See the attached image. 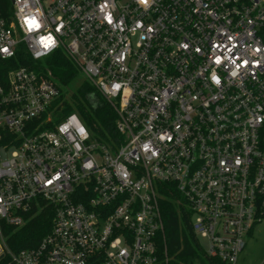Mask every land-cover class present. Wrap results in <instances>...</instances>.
Returning <instances> with one entry per match:
<instances>
[{"label":"built area","instance_id":"1","mask_svg":"<svg viewBox=\"0 0 264 264\" xmlns=\"http://www.w3.org/2000/svg\"><path fill=\"white\" fill-rule=\"evenodd\" d=\"M21 48L0 84V264H168L165 202L197 264H235L264 219V0H0V58ZM55 51L114 137L59 115ZM46 207L49 230L12 249L5 228Z\"/></svg>","mask_w":264,"mask_h":264},{"label":"trees","instance_id":"2","mask_svg":"<svg viewBox=\"0 0 264 264\" xmlns=\"http://www.w3.org/2000/svg\"><path fill=\"white\" fill-rule=\"evenodd\" d=\"M50 68L53 75L66 88L62 94L59 115L77 112L82 121L100 138L108 140L115 136V113L101 94L85 79L73 62L60 51H55L43 62ZM31 59L25 50L18 49L9 59L0 58V84L6 81L9 70L20 65H30ZM163 221L165 245L171 257L168 264H190L195 259L194 237L187 231L189 226L177 216L175 207L170 202L163 205ZM52 212L49 207L34 209L30 218L21 227H6L8 245L16 250L33 247L49 230ZM189 231V230H188ZM208 264H223L214 258L208 259Z\"/></svg>","mask_w":264,"mask_h":264},{"label":"rangeland","instance_id":"3","mask_svg":"<svg viewBox=\"0 0 264 264\" xmlns=\"http://www.w3.org/2000/svg\"><path fill=\"white\" fill-rule=\"evenodd\" d=\"M61 89L65 91V88ZM9 152L1 150L0 156L6 157ZM244 240L245 246L235 264H264V219L254 226L251 233L244 236ZM190 264H197V259Z\"/></svg>","mask_w":264,"mask_h":264}]
</instances>
